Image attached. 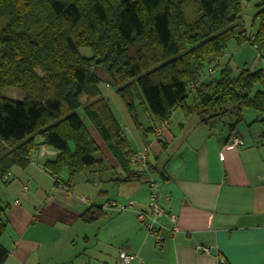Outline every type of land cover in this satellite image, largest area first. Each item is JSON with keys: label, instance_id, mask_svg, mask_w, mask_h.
I'll list each match as a JSON object with an SVG mask.
<instances>
[{"label": "trees", "instance_id": "obj_1", "mask_svg": "<svg viewBox=\"0 0 264 264\" xmlns=\"http://www.w3.org/2000/svg\"><path fill=\"white\" fill-rule=\"evenodd\" d=\"M244 1L0 0V181L12 167L33 162L43 146L56 151L43 162L56 184L69 172L61 184L67 190L79 173L94 165L101 171L104 159L90 125L123 167L116 180H146L147 170L132 166L139 163L131 157L140 152L131 148L93 67L106 68L109 84L145 133L154 125L143 126L137 105L159 124L169 122L178 108L205 124L231 116V132L245 109L264 111V67L235 74L219 64L233 39L249 42L263 59L264 0L254 2L253 31L243 21ZM213 68L218 75L208 74ZM257 84L263 89L255 90ZM7 87L22 90L23 99L5 96ZM106 215L102 205H91L81 219L90 223ZM6 227L0 201V264L9 255L1 242Z\"/></svg>", "mask_w": 264, "mask_h": 264}, {"label": "crops", "instance_id": "obj_2", "mask_svg": "<svg viewBox=\"0 0 264 264\" xmlns=\"http://www.w3.org/2000/svg\"><path fill=\"white\" fill-rule=\"evenodd\" d=\"M245 45L231 55L239 62L226 53L220 66L228 65L235 74L248 67ZM145 113L148 125L143 126L154 125L150 133L140 127L127 131L115 113L131 148L146 153L144 164H132L147 170L145 181L116 180L123 177V167L92 125L103 169L94 165L79 173L70 190L61 185L68 180L67 170L56 184L43 167L55 156L53 149L34 153L26 167L11 168L0 181L7 223L1 242L9 251L4 264H264V111L245 109L232 132V117L205 124L178 108L169 122L159 124ZM122 119L128 124L125 114ZM234 134L243 145L231 142ZM151 182L158 184L165 210L154 233L137 217L148 208ZM91 205H102L107 215L84 222L81 214ZM198 244L212 252H198ZM122 249L137 257L119 263Z\"/></svg>", "mask_w": 264, "mask_h": 264}, {"label": "rangeland", "instance_id": "obj_3", "mask_svg": "<svg viewBox=\"0 0 264 264\" xmlns=\"http://www.w3.org/2000/svg\"><path fill=\"white\" fill-rule=\"evenodd\" d=\"M254 2H255V0H245L243 2V21H244V24L249 31L254 30V27L251 24V20H252L253 14H254ZM244 43L246 45L243 47L242 53L243 54L245 53V55L251 59L250 64L248 62V65H249L248 68L249 69H255L254 67H256V68H258V66L262 67V65H259L257 62V61H259V58L257 57L258 56L257 51L255 49H253V47L249 43H247V42H244ZM242 44H237V42L234 39L230 40L228 42L226 50L224 51L223 54L228 53V54H230V58L233 61H234V59H236V61L239 62L240 59L237 55L235 57H233L231 55H232L233 51L235 50V48L238 47L239 45H242ZM82 52L86 55L90 54V51L88 49H82ZM226 59H227V57H226ZM253 60H254V63H256V64H254L252 62ZM255 60H256V62H255ZM263 61H264V59H263ZM254 65H256V66H254ZM93 69L96 70V73L99 75V77L101 79L100 89H101L102 95L104 97H107L110 100L112 108H113L114 112L116 113V115L121 120L122 124L124 123V126L127 127L126 128L127 131H128V127H130V129H132V131H136L138 126L135 125L133 123V121L131 120L129 114L127 113V111L125 109L124 103H123L121 97L116 93L115 88L109 84V75H108L106 68L105 67H99V68L93 67ZM212 71L215 72V68H213ZM212 71H209L208 74L210 75V73ZM218 74H219V71H216L215 75H218ZM209 77H211V76H209ZM257 89H263V87L260 84H257L255 86V90H257ZM3 94L7 97L17 99V100H21L24 97L23 91L18 89V88H14V87H7L4 90ZM195 98H196L195 97V91L191 89L190 93H189L188 102L193 105L196 101ZM81 101H82V104H84L86 102V95L81 96ZM136 110H137V114H138V118L140 119V122L143 125L147 126L148 125V119H147L145 110H143L140 105H137ZM246 110H251V112H256L253 109H246ZM77 113L81 116L82 119L85 120L86 124L87 123L89 124L88 118L85 115L82 108L77 109ZM123 114H125V116L127 118L126 120H128V124L127 123L125 124V122L122 121L123 120L122 119ZM221 120L225 123L229 122V121H231V116H225ZM141 153H145V151H143Z\"/></svg>", "mask_w": 264, "mask_h": 264}, {"label": "built area", "instance_id": "obj_4", "mask_svg": "<svg viewBox=\"0 0 264 264\" xmlns=\"http://www.w3.org/2000/svg\"><path fill=\"white\" fill-rule=\"evenodd\" d=\"M262 58L264 59V56H262ZM209 70L211 71L212 69H209ZM231 142L236 146L243 145L242 139L240 138L239 135H236V134L231 136ZM221 157L223 158L224 156L221 154ZM131 161L133 163L144 164L146 161V154L141 153V152L134 154L131 157ZM150 187H151V190L149 194L148 208L146 210H139L137 217L140 222L144 223L145 227L149 230V232L154 233L156 227L160 225L159 217L165 213V210L163 209V207L161 206L159 202L158 184L156 182H151ZM28 188H29V183L24 185V189L27 190ZM83 199L85 200V198ZM113 205H116V203H113ZM124 207H125L124 205L120 206V208H124ZM172 220L175 224L173 229H176L177 220H176V217L173 215H172ZM196 250L202 253L212 252V248L210 246H205L202 244L196 245ZM136 257H137V254L131 253L125 249H122L120 250L119 255H118V262L127 263V262L134 260Z\"/></svg>", "mask_w": 264, "mask_h": 264}, {"label": "water", "instance_id": "obj_5", "mask_svg": "<svg viewBox=\"0 0 264 264\" xmlns=\"http://www.w3.org/2000/svg\"><path fill=\"white\" fill-rule=\"evenodd\" d=\"M46 150V147L45 146H43L42 148H41V152L43 151H45ZM54 153H56V151L54 150Z\"/></svg>", "mask_w": 264, "mask_h": 264}]
</instances>
